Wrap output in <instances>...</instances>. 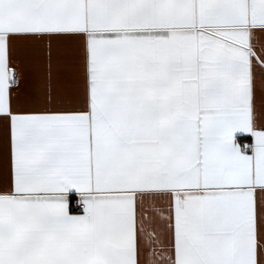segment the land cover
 I'll return each instance as SVG.
<instances>
[{
  "label": "snow or ice",
  "instance_id": "1",
  "mask_svg": "<svg viewBox=\"0 0 264 264\" xmlns=\"http://www.w3.org/2000/svg\"><path fill=\"white\" fill-rule=\"evenodd\" d=\"M0 264H264V0H0Z\"/></svg>",
  "mask_w": 264,
  "mask_h": 264
},
{
  "label": "crops",
  "instance_id": "2",
  "mask_svg": "<svg viewBox=\"0 0 264 264\" xmlns=\"http://www.w3.org/2000/svg\"><path fill=\"white\" fill-rule=\"evenodd\" d=\"M237 140L238 142H242L243 140H247L249 143L252 142V136L251 134H243V133H237ZM69 211L71 214H83V208H80V206L77 205L76 201L79 199V196L77 195L76 191L73 190L69 193Z\"/></svg>",
  "mask_w": 264,
  "mask_h": 264
},
{
  "label": "built area",
  "instance_id": "3",
  "mask_svg": "<svg viewBox=\"0 0 264 264\" xmlns=\"http://www.w3.org/2000/svg\"><path fill=\"white\" fill-rule=\"evenodd\" d=\"M80 208H82V207L80 206Z\"/></svg>",
  "mask_w": 264,
  "mask_h": 264
}]
</instances>
